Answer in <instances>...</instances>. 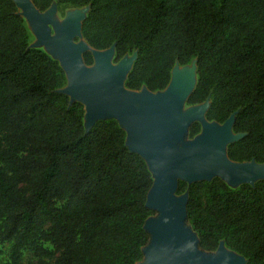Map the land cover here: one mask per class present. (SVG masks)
<instances>
[{"label": "trees", "instance_id": "trees-1", "mask_svg": "<svg viewBox=\"0 0 264 264\" xmlns=\"http://www.w3.org/2000/svg\"><path fill=\"white\" fill-rule=\"evenodd\" d=\"M89 6L82 36L91 48H115V62L137 54L125 86L165 91L177 65H197L187 104L209 102L206 118L243 137L227 148L236 163L264 164V0H31ZM94 65L91 53L84 55ZM59 62L31 48L12 0H0V240L8 264H138L151 236L146 207L154 178L129 150L115 120L87 132L84 106L61 93ZM202 131L189 129V139ZM187 224L199 248L221 243L246 264H264V180L233 188L219 178L192 185ZM50 246L52 250L46 246Z\"/></svg>", "mask_w": 264, "mask_h": 264}, {"label": "water", "instance_id": "water-1", "mask_svg": "<svg viewBox=\"0 0 264 264\" xmlns=\"http://www.w3.org/2000/svg\"><path fill=\"white\" fill-rule=\"evenodd\" d=\"M12 1L31 24L39 46H44L64 70L68 87L61 93L70 97L72 103L84 106L86 131L99 121H117L127 133L129 150L148 165L154 184L146 207L156 216L145 224L151 241L143 250L144 261L138 264H246L243 257L228 252L224 243L215 253L200 250L199 239L187 224L188 195L177 194L180 182L192 185L219 178L236 188L264 180V164L236 163L228 157V146L243 137L233 131L235 116L224 124L209 122L207 102L181 115L197 86L196 63L192 70L174 69L170 85L160 96L146 88L142 92L130 91L125 83L136 53L131 60L125 57L113 64L114 47L97 51L86 42L77 43V38H83L85 19L76 16L53 36L51 8L41 12L31 0ZM86 53L94 58L91 67L84 62ZM194 123L202 124V131L189 139ZM179 144L184 146L180 148Z\"/></svg>", "mask_w": 264, "mask_h": 264}, {"label": "rangeland", "instance_id": "rangeland-1", "mask_svg": "<svg viewBox=\"0 0 264 264\" xmlns=\"http://www.w3.org/2000/svg\"><path fill=\"white\" fill-rule=\"evenodd\" d=\"M18 10H19V14L21 16L22 12L20 11V9H18ZM50 13L52 14V18H53V22L50 25V30H51V34L54 36V35H57L62 30V26L65 22L75 20L76 16H80L81 18L86 19L87 15L89 13V6L75 7V6L68 5V4H61L60 5L58 3H55L50 9ZM24 21H25V24L27 26V30H28V34H29V45H30V47L41 49L48 54V52L46 51V48L44 46H39V41L35 36V33L31 27V24H29V22L26 19H24ZM85 42H86V40L84 38H82V37L77 38V43H85ZM134 56H135V54H132V55H129L126 57L128 60H131L134 58ZM112 63L117 64L118 62H115V58H114V60H112ZM193 68H196L195 62H192L188 66L177 65L174 69L177 72H183L186 70H192ZM197 81H198V76L196 73L195 83H197ZM67 87H68V82H67L66 87H64L61 91H64L65 89H67ZM125 88H126V86H125ZM142 91H144V89L139 91V92H142ZM162 94L163 93H161V92L157 93L158 96H160ZM207 104H208V108H209V105H210L209 102H207L205 105H207ZM200 106H202V105H200ZM200 106H190L187 103H185L183 108H182L181 115H185L189 111L193 110L194 108H198ZM137 108H140V106L137 105ZM205 122L206 121L204 120L203 123H205ZM188 141H189V139L186 138L185 142H188ZM183 146H184V144H179L180 148H182ZM46 247L49 248L50 250H52V248L50 246L47 245ZM10 249H11V244L3 243L0 240V264H8ZM226 250H228V249L226 248ZM228 252L232 253V251H230V250H228ZM35 261H36V259L34 258L33 254L30 251H26L24 254L23 264L35 263Z\"/></svg>", "mask_w": 264, "mask_h": 264}, {"label": "bare ground", "instance_id": "bare-ground-1", "mask_svg": "<svg viewBox=\"0 0 264 264\" xmlns=\"http://www.w3.org/2000/svg\"><path fill=\"white\" fill-rule=\"evenodd\" d=\"M21 11V10H20ZM22 12V11H21Z\"/></svg>", "mask_w": 264, "mask_h": 264}]
</instances>
